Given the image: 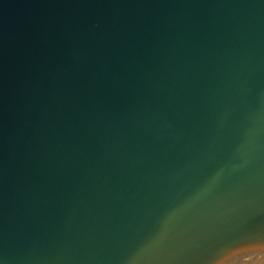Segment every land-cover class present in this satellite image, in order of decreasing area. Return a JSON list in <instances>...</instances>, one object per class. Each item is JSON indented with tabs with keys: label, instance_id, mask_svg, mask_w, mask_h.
Instances as JSON below:
<instances>
[{
	"label": "water",
	"instance_id": "obj_1",
	"mask_svg": "<svg viewBox=\"0 0 264 264\" xmlns=\"http://www.w3.org/2000/svg\"><path fill=\"white\" fill-rule=\"evenodd\" d=\"M0 264H264V0H0Z\"/></svg>",
	"mask_w": 264,
	"mask_h": 264
}]
</instances>
